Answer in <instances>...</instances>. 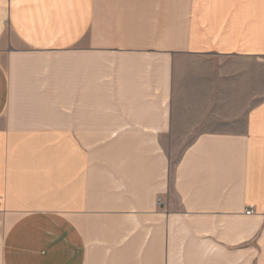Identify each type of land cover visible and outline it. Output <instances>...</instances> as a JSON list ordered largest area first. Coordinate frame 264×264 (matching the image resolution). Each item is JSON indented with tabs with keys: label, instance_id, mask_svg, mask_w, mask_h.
<instances>
[{
	"label": "crops",
	"instance_id": "1",
	"mask_svg": "<svg viewBox=\"0 0 264 264\" xmlns=\"http://www.w3.org/2000/svg\"><path fill=\"white\" fill-rule=\"evenodd\" d=\"M184 244L264 264V0H0V264Z\"/></svg>",
	"mask_w": 264,
	"mask_h": 264
},
{
	"label": "rangeland",
	"instance_id": "2",
	"mask_svg": "<svg viewBox=\"0 0 264 264\" xmlns=\"http://www.w3.org/2000/svg\"><path fill=\"white\" fill-rule=\"evenodd\" d=\"M177 22L180 21V14H179V11L177 12V18H176ZM79 50V49H77ZM76 53H78V51H72V59L75 58V55ZM78 55V54H77ZM79 60V58H77ZM81 68H79L80 70ZM74 106V103L73 105ZM6 230V229H4ZM186 245L187 244H184V245H178V249L179 251L178 252H174V253H171V257L172 259H170V264H212V261L211 260H207V259H201V258H198V256H202V254H197V253H186L185 252V249H186ZM194 248H196V245L193 244V245H190ZM204 255H207V253H205ZM188 258H185L187 257ZM222 264H228V261H221Z\"/></svg>",
	"mask_w": 264,
	"mask_h": 264
},
{
	"label": "built area",
	"instance_id": "3",
	"mask_svg": "<svg viewBox=\"0 0 264 264\" xmlns=\"http://www.w3.org/2000/svg\"><path fill=\"white\" fill-rule=\"evenodd\" d=\"M158 203H159V204L162 203V198H161V197L158 198ZM252 212H253L252 210H248V211H247L248 214H251Z\"/></svg>",
	"mask_w": 264,
	"mask_h": 264
}]
</instances>
